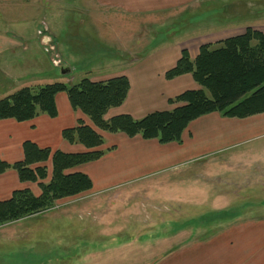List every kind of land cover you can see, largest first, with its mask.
<instances>
[{"label": "crops", "instance_id": "crops-1", "mask_svg": "<svg viewBox=\"0 0 264 264\" xmlns=\"http://www.w3.org/2000/svg\"><path fill=\"white\" fill-rule=\"evenodd\" d=\"M31 1H40L43 9H49L48 5L53 3L61 6L66 3L75 16L74 20L72 17L71 26L63 32H58L52 27L47 15L43 17L44 31L40 30L38 35L43 34L41 39L46 51L59 50L60 46L67 43L78 45L83 40L81 31L85 34L81 27L84 28L86 24L92 23V20L107 15L119 19L134 18L141 25L142 33L137 36L133 48L140 52L135 54L130 62L126 60L128 58L125 54L122 57L125 62L119 64L123 67L116 73L110 75L99 73L91 79L98 82L126 76L130 81L131 89L126 101L122 106L110 109L105 116L106 120L121 115H129L139 120L155 112L171 111L176 106L169 104L170 99L187 91L199 90L200 86L191 74L173 80H167L165 74L176 66L182 51L187 50L191 59L195 60L203 45L235 37L231 35L235 31L208 36H192V32L197 31L195 26L201 24L202 19L214 14L216 7L220 10L233 7L236 9L238 7L236 3L241 2V0ZM195 19H198V23H195ZM92 29L95 30L93 27ZM90 38L91 43L98 45L97 48L102 50H120L126 44V38H123V44L113 46L100 36L98 31ZM105 57L109 56L105 54L104 59ZM56 106L58 111L56 118L42 114L26 122L0 120V159L9 164L22 161L23 145L27 141L35 143L40 148H49L66 154L84 153L87 149L83 145L68 143L63 139L62 132L81 123L97 131L104 138V145L100 148L105 152L104 156L98 161L68 171L87 175L93 183V188L78 196L57 201L55 207L46 212L48 215L50 212L65 209V215L76 214L79 218L78 225H75L76 233L91 234L92 238L96 236L99 239L112 238V223L105 217L106 212L109 215L115 210L125 213L123 203L126 205L138 195L147 196L155 193L158 191L155 187L163 185L167 176H172L173 179L185 171L189 173L186 177L199 178L198 172L213 168L209 167L208 163L227 162L229 159L225 157L226 154L264 137V114L238 119L223 117L220 113L214 112L191 122L183 133L181 143L161 144L157 140H145L141 136L130 138L123 133L110 134L99 130L82 111L72 108L66 93H60L56 97ZM48 165H51V161L47 163ZM49 170L47 183L52 178ZM25 189L30 190L36 197L41 195L37 183L21 182L18 173L13 169L0 175V201L9 200L15 191ZM99 203V208L106 212L96 213L95 206L98 207ZM69 207L72 209H67ZM101 215H104V218ZM227 217L232 216L216 217L213 223L222 224V218ZM33 218L36 219L31 217L23 221H31ZM219 226V230H214L210 236L182 242L146 264H264V219L241 221L235 219ZM106 230L109 231L108 236ZM185 233L183 232V235ZM95 255L96 253L94 257Z\"/></svg>", "mask_w": 264, "mask_h": 264}, {"label": "rangeland", "instance_id": "rangeland-1", "mask_svg": "<svg viewBox=\"0 0 264 264\" xmlns=\"http://www.w3.org/2000/svg\"><path fill=\"white\" fill-rule=\"evenodd\" d=\"M236 5V9L216 7L201 24L195 19L197 31L192 36L229 31L239 36L248 28L264 33V0H241ZM48 6L43 9L40 1L31 0L0 1V99L23 87L55 82L72 86L99 73L114 74L123 67L119 64L125 62V54L130 62L140 52L133 49L142 33L138 21L112 15L92 20L85 29L81 27L85 34L81 31L83 40L78 45L67 43L59 50L46 51L43 34L38 35L44 31L43 17L47 15L58 32L71 26L72 17L75 19L66 3ZM97 31L113 46L123 44V38L126 44L120 50L98 49L90 38ZM221 45L217 42L212 48ZM105 54L109 57L104 59ZM225 157L229 161L208 163L213 168L198 172L199 178L186 177L189 173L185 171L173 179L167 176L163 185L155 187V193L123 203L125 213L115 210L109 215L97 204L96 213L105 211V217L111 220L112 238L76 233L79 218L74 213L65 215V209L1 226L0 264H146L182 242L210 236L223 223L264 219V137ZM47 168L52 174V163ZM227 215L232 217L222 218V224L213 223L216 217Z\"/></svg>", "mask_w": 264, "mask_h": 264}, {"label": "trees", "instance_id": "trees-1", "mask_svg": "<svg viewBox=\"0 0 264 264\" xmlns=\"http://www.w3.org/2000/svg\"><path fill=\"white\" fill-rule=\"evenodd\" d=\"M219 43L222 45L217 49L212 44L203 45L195 60L187 50L182 51L176 66L166 72L167 80L191 74L200 86L199 90L170 99L169 104L176 106L171 111L155 112L139 120L129 115L106 120L108 111L122 106L131 89L129 79L120 76L98 82L84 78L72 86L55 82L23 87L0 99V120L26 122L42 114L56 118V97L66 93L72 108L82 111L103 132L123 133L130 138L141 136L169 144L181 143L191 122L214 112L238 119L264 114V33L248 28L244 34ZM62 137L70 144L83 145L87 151L66 154L27 141L23 145L22 161L9 164L0 159V175L13 169L21 182L37 183L41 190L39 197L25 189L15 191L9 200L0 201V227L48 212L57 201L93 188L87 175L68 171L100 160L105 154L100 149L104 138L83 123L64 130ZM49 161L52 178L47 183Z\"/></svg>", "mask_w": 264, "mask_h": 264}, {"label": "water", "instance_id": "water-1", "mask_svg": "<svg viewBox=\"0 0 264 264\" xmlns=\"http://www.w3.org/2000/svg\"><path fill=\"white\" fill-rule=\"evenodd\" d=\"M69 71H63V74H66V73H68Z\"/></svg>", "mask_w": 264, "mask_h": 264}]
</instances>
